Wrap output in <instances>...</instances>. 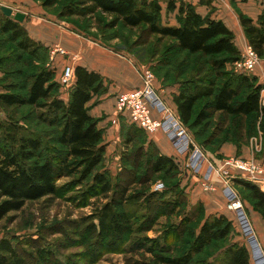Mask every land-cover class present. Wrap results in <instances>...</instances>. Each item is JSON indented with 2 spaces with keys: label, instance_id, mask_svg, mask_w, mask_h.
Instances as JSON below:
<instances>
[{
  "label": "rangeland",
  "instance_id": "obj_1",
  "mask_svg": "<svg viewBox=\"0 0 264 264\" xmlns=\"http://www.w3.org/2000/svg\"><path fill=\"white\" fill-rule=\"evenodd\" d=\"M34 1L41 6L44 2ZM159 1L163 6L162 20L168 22L170 13L173 15L175 10L167 9L170 0ZM261 2V11H264V0H250L245 6L242 2L232 1L231 7L235 12L230 18L224 17L229 28L234 30L235 45L242 47L240 59L246 55L248 44L244 41L245 33L239 15L255 17L258 12L256 8ZM71 3L73 0H59L52 7H42L52 16L60 18L59 13ZM181 3H178V6ZM60 19L80 29L94 32L95 37L101 36L107 45L113 47L106 49L130 61L140 77L142 72L150 70L158 82V87L164 92L172 93V89L179 92L185 86V81L195 84L208 81L217 84L234 82V77L241 73L238 62L226 63L224 68H218L215 61L224 60V55L215 58L188 55L175 48L173 40L150 35L144 28L131 29L118 25L112 29L108 25L110 19L107 16L96 14ZM93 29L95 31H91ZM1 38L2 36L0 94L3 87L26 84L31 75L43 67L47 68L50 62L47 55L34 59L23 54L15 44ZM3 38L6 39V35ZM260 59L258 68L247 74H257L258 82L264 85V58ZM59 82L61 83V78ZM246 92L244 90L239 99L243 98ZM262 99L264 102V91ZM163 100L168 105L167 101ZM207 102L202 100L198 110L203 109ZM42 112L28 106L8 110L0 108V123L6 124L7 118L10 121H18L25 128L24 133H41L51 142L50 136L54 131L39 121L38 117ZM103 118H106V115H103ZM99 127L103 131L102 145L105 147V155L98 171L105 173L115 188L129 186L130 194L145 192V196L151 195V202L144 203V197L137 205L127 207L133 231L118 242H108L90 233L88 226L96 222L90 218L110 201L112 193H99V189L94 188L91 181L70 186L77 176L62 178L58 182L60 189L56 195L27 202L21 211L10 213L0 223V240L8 239L16 245L27 264H166L162 261L163 258L169 260L184 257L193 241L191 233H198L202 222L215 214L211 213L212 208L205 205H208V197L218 192L224 193V180L218 174L212 179L216 190L204 189L203 176L208 168H219L228 158H243L242 155H245L248 159L260 160L264 155V120L256 116L235 118L210 112V118L201 126L186 127L194 145L203 155L205 167L201 178H194L199 173L186 168L189 162L187 156L179 161V174L153 172L149 159L153 153L150 143L154 141L150 135L133 127L123 116L118 115L113 122L109 119ZM156 149L162 154L157 146ZM238 180L251 181L234 175L230 184L243 204L244 215L252 228L250 235L256 237L249 213L253 208L248 198L249 192L237 183ZM171 201H180V204L176 208L167 206L166 202ZM222 203L218 206L221 209L224 207ZM199 204L204 207L201 215ZM226 212L234 222L235 231L228 238L213 242L203 254L193 256L189 264H218L217 258H220L221 252L237 241L248 245L251 264H255L253 248L248 241L250 235L246 236L237 213L230 212L227 208ZM262 253L264 256L263 249Z\"/></svg>",
  "mask_w": 264,
  "mask_h": 264
},
{
  "label": "trees",
  "instance_id": "obj_2",
  "mask_svg": "<svg viewBox=\"0 0 264 264\" xmlns=\"http://www.w3.org/2000/svg\"><path fill=\"white\" fill-rule=\"evenodd\" d=\"M58 1L44 0L42 6L49 8ZM167 9L175 10V2L170 0ZM162 10L159 0H73L62 9L59 17L100 14L110 19L108 25L112 29L118 25L131 29L144 28L150 35L173 40L175 48L188 55L209 58L224 55V60L215 61L218 68L240 61L241 52L235 45L234 33L222 21L204 18L192 5L182 2L179 26L164 25ZM239 21L248 44L260 58H264V11L256 22L243 14L239 15ZM0 36L34 59H41L43 55L50 58L52 48L31 38L23 23L6 17L1 10ZM51 63L50 60L47 68L43 67L31 75L26 84L3 87L0 94V108L8 110L28 106L40 109L43 112L38 117L39 121L54 131L50 136L51 142H48L41 133H24L26 130L18 121L7 118L6 124L0 123V223L10 213L21 211L27 202L56 195L62 178L77 176L70 186L91 181L99 193H112L110 201L90 218L96 222L89 224L88 231L108 242H118L133 231L127 207L137 205L144 197V203L149 204L152 197L145 196V192L130 194L129 186L115 188L106 174L98 171L105 155L103 131L98 126L99 121L89 114L87 105L93 97L107 92L101 74L77 66L74 69V84L68 101H65L61 97L65 87L55 80ZM234 80L221 84L213 81L203 84L183 82L185 86L173 95L182 123L189 128L199 127L210 118V112L235 118L256 116L264 120V85L258 82L256 76L246 72L237 74ZM244 90L246 95L239 99ZM202 100L208 102L199 111L198 105ZM132 126L140 129L134 124ZM150 147L155 153L149 159L153 172H181L179 161L159 153L153 142ZM237 183L249 192L248 198L254 210L264 221V192L252 182L238 180ZM166 204L176 208L180 201ZM199 208L201 215L204 207L199 204ZM234 229V222L226 215H210L202 222L198 233H191L193 241L186 256L169 260L163 258L162 261L166 264H189L193 256L203 254L213 242L228 238ZM219 257L218 264H251V253L245 242L231 243ZM0 264L27 262L16 245L2 239Z\"/></svg>",
  "mask_w": 264,
  "mask_h": 264
},
{
  "label": "crops",
  "instance_id": "obj_3",
  "mask_svg": "<svg viewBox=\"0 0 264 264\" xmlns=\"http://www.w3.org/2000/svg\"><path fill=\"white\" fill-rule=\"evenodd\" d=\"M172 1L175 2V6L177 9H175V13L173 15H171L170 13V21L167 22L164 19L162 20L164 25L179 26V8L181 4L178 6V3L183 2L192 5L195 8L196 12L202 17H210L211 19L222 21L229 28L224 17L230 18V16L234 14L235 11L231 7L232 1H236L239 3L242 2L241 4L245 6L249 3L250 0ZM160 3L162 5V2ZM261 5H263L262 2L259 3V7L256 8L258 10L256 16H250V19H252L254 22L258 20V17L263 12L261 11L263 10V7ZM2 6L12 8L14 10V13L20 12L25 15L23 26L27 29L31 38L41 42L43 45L49 48H53L58 45L67 50V56L56 55L54 61L51 63V67L56 74L55 80L57 82L60 81L63 70L66 66H72L74 69L77 66H82L91 71H95L101 74L108 89L106 93L100 96L93 97V99L88 103L87 107L89 108V114L99 121V125H102L103 122L108 121L109 119L112 122L113 120L117 119L118 113L116 111V96L120 93L128 92L141 86V77L139 75V72L130 61L124 60L121 57L117 56L116 53L106 49L113 47L107 45V42L101 39V36H99V38L95 37L96 34H94V32H90V30L80 29L73 24L66 23L63 19L52 16L34 0H0V10ZM229 29L234 33V30H232L231 28ZM91 31L95 30L93 29ZM244 41H246V43L248 44L245 35ZM237 46L241 51L242 47H240L239 45ZM256 76L258 75L256 74ZM154 84L157 92L160 93V96L167 101L169 107L177 112L176 105L173 101V95L177 93V89H172V93H168L164 92V90H161L158 87V82L156 80ZM69 93L70 89H64L62 90L61 97L65 101H68ZM103 115H106L107 119L103 118ZM150 136L154 141L153 143L156 144L157 148L162 152L163 155L174 158L180 162L184 160V158H181L177 154L175 147L164 132L159 131L156 134ZM242 157V159H248V157L245 155H242ZM256 160L259 161L264 168V155L262 159ZM204 167L202 168V171L199 172V174L195 175L196 177L194 178H201V175H203L202 173ZM189 178H191L190 174ZM218 193L210 195L208 197V205H205L209 208H212L213 211L211 213H215L216 215L224 214L231 221H233L232 218L229 217L228 212H226L227 200L224 193ZM220 203L224 205V210L218 207ZM249 213L252 226L256 234V239L262 251V249L264 250V221L261 215L257 211H255L254 208H251ZM253 258L256 259L254 257V253Z\"/></svg>",
  "mask_w": 264,
  "mask_h": 264
},
{
  "label": "built area",
  "instance_id": "obj_4",
  "mask_svg": "<svg viewBox=\"0 0 264 264\" xmlns=\"http://www.w3.org/2000/svg\"><path fill=\"white\" fill-rule=\"evenodd\" d=\"M56 55L67 56L68 52L65 48L57 45L51 49V62L54 61ZM243 58L238 62V69L246 73L254 72L261 61L257 53L249 45ZM141 80L142 84L140 87L116 96V111L118 115L120 117L123 116L128 122H131V124H134L148 135L156 134L159 131L164 132L175 147L177 154L184 159L186 156L188 157L189 162H187L186 168L199 173L205 163L202 161L203 155L194 145L186 126L180 120L177 112L170 108L157 92L153 73L150 70H145L141 74ZM61 84L65 89L72 88L74 84V68L72 66L64 68ZM217 174L224 180L227 210L237 213L241 221V217L246 218L243 204L236 191L232 188L230 181L234 175H240L257 185L264 192L263 165L255 159L228 158L223 161L219 168L213 166L208 168L207 173L203 176L204 189L216 190L212 179ZM159 187L161 188L162 185ZM249 227L251 228L250 225ZM246 236L248 235L246 234ZM254 261L255 264H264L258 259H254Z\"/></svg>",
  "mask_w": 264,
  "mask_h": 264
},
{
  "label": "water",
  "instance_id": "obj_5",
  "mask_svg": "<svg viewBox=\"0 0 264 264\" xmlns=\"http://www.w3.org/2000/svg\"><path fill=\"white\" fill-rule=\"evenodd\" d=\"M1 11L3 12V14L6 16V17H13L15 21L19 22V23H23L24 20H25V15L20 13V12H16L14 13V10L10 7H7V6H2L1 7ZM241 222L244 226V230H245V233L247 235H250L252 233V230L251 228L249 227V224L247 222V219L245 217H241ZM249 243H250V246L251 248H253V253H254V257L256 259H259V257L261 256L262 260L261 262L264 263V257H263V254H262V251H261V248L258 244V241L256 239V237L254 235H250V238L248 239ZM257 254H259V256H257Z\"/></svg>",
  "mask_w": 264,
  "mask_h": 264
},
{
  "label": "bare ground",
  "instance_id": "obj_6",
  "mask_svg": "<svg viewBox=\"0 0 264 264\" xmlns=\"http://www.w3.org/2000/svg\"><path fill=\"white\" fill-rule=\"evenodd\" d=\"M257 256H259V254H257ZM258 260H259V261H260V260H262L261 256L259 257V259H258Z\"/></svg>",
  "mask_w": 264,
  "mask_h": 264
}]
</instances>
